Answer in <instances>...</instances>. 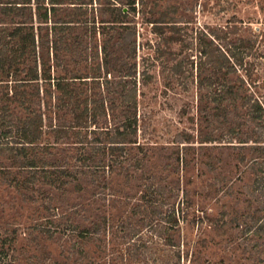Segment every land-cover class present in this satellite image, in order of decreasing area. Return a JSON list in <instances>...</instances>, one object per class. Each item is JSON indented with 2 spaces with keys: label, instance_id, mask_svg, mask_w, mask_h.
Listing matches in <instances>:
<instances>
[{
  "label": "trees",
  "instance_id": "16d2710c",
  "mask_svg": "<svg viewBox=\"0 0 264 264\" xmlns=\"http://www.w3.org/2000/svg\"><path fill=\"white\" fill-rule=\"evenodd\" d=\"M66 2L0 0V181L13 186L23 200L38 202L42 213L37 226L50 238L101 239L115 223L126 231L122 236L134 237L129 249L138 245L143 228L162 238L165 224L178 226L181 219L176 214L185 212L182 201L176 207L165 204L164 210L162 202L135 205L130 212L140 218L134 221L125 215L113 222L103 207L86 219L87 224H79L73 218L82 205H67L66 198L50 192L60 190L66 196L88 184L92 201L107 205L104 151L137 134L140 85L147 83L151 72L148 64L139 68L130 52L119 56L109 51L105 42H95L90 53L77 50V42L70 39L76 25L72 16L53 20L52 25H60L59 34L48 24L42 31L57 6ZM69 2L81 6L76 4L86 1ZM135 2L127 0L131 7L126 10L124 4L116 6L120 17H127ZM119 21V41L135 49V27L126 19ZM181 21L167 20L165 13L158 16L152 25L159 38L151 45L167 42L163 70L170 71L182 88L188 89L190 82L195 87L200 121L210 126L209 131H200L198 145L217 141L215 145L230 146L234 165L247 173L246 179L239 173L229 182L222 180L228 177H218L212 185L226 195L235 192L236 179L241 181L246 196L237 198L238 207L223 210L222 222L237 230L251 264H264V22L243 30L244 21L232 16L214 28L195 29L190 50L176 51L171 43ZM164 25H171L169 34ZM60 49L66 51L62 57ZM183 133L178 140L191 142L192 134ZM99 151L103 155L93 153ZM204 163L215 169L212 158ZM9 231H0V264H23L11 253Z\"/></svg>",
  "mask_w": 264,
  "mask_h": 264
},
{
  "label": "rangeland",
  "instance_id": "374dc122",
  "mask_svg": "<svg viewBox=\"0 0 264 264\" xmlns=\"http://www.w3.org/2000/svg\"><path fill=\"white\" fill-rule=\"evenodd\" d=\"M69 1L57 6L56 15L51 14L42 31L47 29L45 24L52 25L59 16H72L76 25L70 39L77 42V50L90 53L95 42H105L114 54L130 52L139 68L148 64L151 76L140 85L137 134L130 141L111 145L114 148L104 151L108 163L107 205L92 201L88 184L85 190L69 191L66 196L60 190L50 194L66 198L67 205L79 203L78 208L82 205L73 218L79 224H87L103 207L113 222L125 215L131 221L139 220V214L130 212L135 205L162 202L164 210L165 204L176 207L182 201L185 212H177L181 219L178 226L162 227V238L143 228L142 239L129 249L127 246L134 237L128 240L122 236L126 231L115 223L102 240L99 237L81 240L77 236L65 240V235L50 238L37 226L42 213L38 202L23 200L13 186L0 181V231L11 230V253L23 264L29 260L35 264H251L253 260L239 242L237 230L222 222L223 210L238 207L237 198L246 196L241 181L236 179L235 192L226 195L212 185L218 177H228L222 180L229 182L230 177L239 173L246 179L247 173L234 165L230 146L215 145L217 141L198 145L200 131H209L210 126L200 121L193 83L188 84V89L182 88L170 71L163 70L166 62L163 50L168 43L163 41L160 47L151 45L159 38L152 21L164 13L167 20L181 18L183 21L177 23L180 31L174 33L171 46L176 51H188L195 29L214 28L231 21L232 16L244 21L243 30L248 26L259 28L264 22V0H136L135 9H129L127 17H120L115 9L122 4L125 10L131 7L127 0H84L76 4L81 6H71ZM113 19L118 21L111 22ZM119 19H126L135 27V49L119 41ZM52 26H56V35L59 34L60 25ZM164 26L169 34L171 25ZM158 48L162 52L159 55L155 50ZM65 52L60 49L59 56ZM185 131L192 134L191 142L178 140ZM101 152L93 153L101 155ZM210 158L214 161L213 170L204 163ZM225 217L229 219V215ZM72 248L76 250L73 252Z\"/></svg>",
  "mask_w": 264,
  "mask_h": 264
}]
</instances>
